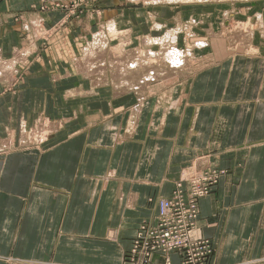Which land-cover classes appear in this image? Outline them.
Instances as JSON below:
<instances>
[{"label": "crops", "instance_id": "0c3cea01", "mask_svg": "<svg viewBox=\"0 0 264 264\" xmlns=\"http://www.w3.org/2000/svg\"><path fill=\"white\" fill-rule=\"evenodd\" d=\"M165 1L87 0L67 17L37 10L39 0H0V55H25L27 70L74 62L105 21L131 37L198 21L181 37L196 43L182 68L157 69L155 84L133 92L103 89L97 110L94 90L50 99L28 78L0 96V264H120L157 201L204 170H222L197 204L213 264H264V26L237 47L228 25L263 24L264 8ZM82 98L64 114V101Z\"/></svg>", "mask_w": 264, "mask_h": 264}, {"label": "rangeland", "instance_id": "374dc122", "mask_svg": "<svg viewBox=\"0 0 264 264\" xmlns=\"http://www.w3.org/2000/svg\"><path fill=\"white\" fill-rule=\"evenodd\" d=\"M86 1L87 0H39L37 10L45 12L50 11V9H58L64 11L67 17H72L80 13L79 7L84 3L86 4ZM162 1L163 0H160V2ZM169 1L171 0H166L165 2ZM180 1H191L195 3L214 1L238 3L234 0ZM251 1L253 2V0ZM254 2H259V6L253 8L254 10L259 11L264 8V0H256ZM252 11L253 10L250 12ZM254 14L255 12L251 13V15ZM225 17L228 16L225 15ZM240 18L241 16L235 18L234 23L229 21L228 25L231 31L229 32L234 33L237 42L242 44L236 43V46L244 47L243 43H245L249 31H252L254 27L259 28V25L264 26V23L258 24L254 21L247 23L245 22L246 18ZM253 19H255V17ZM197 22L195 17L192 18L188 16L184 21L170 25L169 28L159 29L158 26L155 25V28L159 30L155 34L147 33L149 31L147 27L144 26L142 30H139L136 36L131 37L128 32L120 31L116 28L113 21H105L100 23L99 27H96V30L91 34L87 44L81 51L80 56L76 58L77 60L67 64L66 67L45 69L44 71L39 68L27 70L25 68L26 66H24L27 64L25 55L17 54L13 59H9L11 56L7 58V56L3 57L0 55V96L3 97L22 89L23 86L21 87V85L23 80L28 78L30 79L29 84L33 85L32 87L34 90L38 88L44 90V93H46L50 99L54 98V92L62 93L65 97V95L73 91H79V93L81 91L82 94V90H94L96 96L89 99V101H91L89 105L97 110L104 105L102 97L97 95L101 94V90L103 89L111 90L113 88L117 91L122 89L123 91L131 90V92H133L132 90H134V88H140L141 86L148 85V83L155 84L157 82H154L157 76V69L165 71L166 69L178 70L182 68L186 60L190 57L189 54H186V51H191L192 48L196 46V43H190L189 41L183 43L181 37L190 36L193 33L192 30L195 31ZM176 36V43L170 41V38ZM162 37L169 38V42H166L165 39H161ZM174 45L180 49L179 55L176 54L179 58H177V64L174 63L170 65L167 63L168 60L164 55L170 51H175L173 48ZM181 56L183 58H181ZM99 65H102V68H100ZM134 72L139 74L138 78L134 79V75L130 76V74ZM153 72L156 74L154 75ZM144 75H147V77ZM55 76L60 77L61 82L53 85L51 81ZM40 78H45V80L43 79L45 83L38 85L36 82ZM75 80L78 81L76 82ZM164 82L165 81H160L159 83ZM31 85L26 88H31ZM83 99L86 100L87 98H82L78 101H71L70 99L67 100V102L64 101V114H70L72 108L77 106V102H81ZM28 105L33 113L39 109L31 105V103ZM52 115H55V111L52 112ZM221 173L222 170H217V172H213L212 174L207 170L202 172L196 171L186 175L182 181H177L172 195L167 198H160V200L157 201L158 210L155 222L149 223L145 221V223L139 226L134 234L130 248L123 253L120 264H213L214 249L212 241L208 237L205 238L197 231L199 221V205L197 204L200 198L214 190V185L217 183V178H219ZM182 183H184V185H182ZM161 200H167L171 204L172 202L175 203V200L179 201L184 205L183 209L185 211L194 209L191 205L194 204L197 215L195 219L189 220L184 216V214L188 212H185L182 208L178 216L176 215L178 212L177 210L172 211L170 209L167 214H164L168 216L167 223L169 225H179L180 222L178 217H181L180 220H182L184 227L181 230L178 227H175L174 230L161 227L160 233L157 236H153L155 230H153L151 234L149 230L146 229H148V226L154 229L159 225ZM143 229L146 231L141 233L140 236H142V239L137 238V235L143 231ZM186 238L189 239V243L185 240ZM136 239L137 246L135 250L134 245Z\"/></svg>", "mask_w": 264, "mask_h": 264}, {"label": "built area", "instance_id": "2783aa9c", "mask_svg": "<svg viewBox=\"0 0 264 264\" xmlns=\"http://www.w3.org/2000/svg\"><path fill=\"white\" fill-rule=\"evenodd\" d=\"M207 193V192H206ZM193 203V202H192ZM171 203L169 202V201H167V200H161L160 201V210H161V216H160V218H159V225L156 227V228H154V229H152V227H150V226H148V229H146V230H149V232L152 234V231L153 230H155L154 231V235L153 236H157L159 233H160V228L161 227H164V228H166V229H172V230H174L175 229V227H178L180 230L184 227V225H183V223H182V220H180V218L181 217H178V220H179V222H180V224L179 225H177V224H175V225H169L168 223H167V220H168V216H165L164 214H167L168 213V211L171 209L172 211H174V210H177L178 212H177V216H178V213L180 214L181 213V211H180V209L182 208H184L183 206V204H181V202H179V201H176L175 200V203H173L172 202V204L170 205ZM192 206H193V208L194 209H190V210H188V211H185L184 209V211L185 212H188V213H185L184 214V216H186V219H195V217H196V215H197V211L195 210V205L194 204H191ZM164 215V216H163ZM182 217H183V215H182ZM194 228V227H193ZM146 230H144L143 229V231H141L137 236V238H139V239H142L141 237L142 236H140L141 235V233H143V232H145ZM193 230V229H192ZM192 230H191V232H192ZM191 232H190V235H191ZM189 238V237H188ZM188 238H186L185 240L189 243V239ZM137 244V239H136V241H135V245H134V249L136 250V245ZM176 249H178V248H176ZM178 250H180V249H178ZM182 251H185V250H182Z\"/></svg>", "mask_w": 264, "mask_h": 264}, {"label": "bare ground", "instance_id": "6f19581e", "mask_svg": "<svg viewBox=\"0 0 264 264\" xmlns=\"http://www.w3.org/2000/svg\"><path fill=\"white\" fill-rule=\"evenodd\" d=\"M171 1H173V0H171ZM174 1H177V0H174ZM179 1V0H178ZM161 39H165V41L166 42H169V40L170 41H174L175 43H176V41L174 40V37H172V38H166V37H162ZM167 39H168V41H167ZM147 42V41H146ZM173 48L175 49V51H170L169 53H165V55L164 56H166V59L168 60L167 61V63L168 64H177L178 63V59L177 58H179V50H178V47H176L175 45L173 46ZM175 52V53H174ZM87 53V52H86ZM153 53V52H152ZM100 54H101V52H100ZM176 54H178V55H176ZM100 56H102V55H100ZM99 67L100 68H102V65H99ZM10 70V69H9ZM4 72V71H3ZM151 73V72H150ZM150 73H149V76H150ZM3 76V75H2ZM148 76V77H149ZM166 76V75H165Z\"/></svg>", "mask_w": 264, "mask_h": 264}]
</instances>
